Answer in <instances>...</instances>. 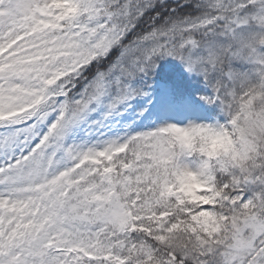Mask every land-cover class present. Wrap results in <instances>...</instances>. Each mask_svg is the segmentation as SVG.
I'll list each match as a JSON object with an SVG mask.
<instances>
[{
	"label": "snow or ice",
	"instance_id": "6c2138e0",
	"mask_svg": "<svg viewBox=\"0 0 264 264\" xmlns=\"http://www.w3.org/2000/svg\"><path fill=\"white\" fill-rule=\"evenodd\" d=\"M0 264H264V0H0Z\"/></svg>",
	"mask_w": 264,
	"mask_h": 264
}]
</instances>
